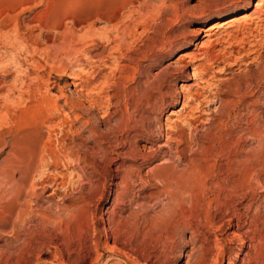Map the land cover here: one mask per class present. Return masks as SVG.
<instances>
[{"label": "rangeland", "instance_id": "rangeland-1", "mask_svg": "<svg viewBox=\"0 0 264 264\" xmlns=\"http://www.w3.org/2000/svg\"><path fill=\"white\" fill-rule=\"evenodd\" d=\"M238 1L0 0V110L9 114L0 128V264H198L203 254L205 264H214L218 241L225 249L218 264H264V152L243 188L233 190L229 176L218 175L237 166L231 139L242 140L245 151L264 141V3L252 26L235 28L244 34L245 51L250 48L248 60L203 80L191 66L177 72L189 61L180 63L182 54L205 46L199 29L250 15L260 0L199 17ZM216 32L225 33L222 26ZM161 35L177 36V43L141 58ZM122 38L128 44L120 61L115 48ZM131 59L140 68L130 70L124 86L163 82L165 105L159 101L153 110L137 98H120L122 66L134 69ZM243 80L245 94L236 96L231 86ZM197 94L195 114L180 109L182 99ZM74 101L78 111L69 106ZM63 146L74 158L56 166L50 151ZM180 149L206 171L195 176L196 185L181 186L182 192L178 185L184 182L164 179L168 168L174 175L187 168ZM215 180L227 182V191ZM189 192L200 198L188 203ZM43 215L53 216L48 226ZM180 216H190L189 223Z\"/></svg>", "mask_w": 264, "mask_h": 264}, {"label": "bare ground", "instance_id": "bare-ground-1", "mask_svg": "<svg viewBox=\"0 0 264 264\" xmlns=\"http://www.w3.org/2000/svg\"><path fill=\"white\" fill-rule=\"evenodd\" d=\"M244 3V1L243 0H240V1H238L237 3H234L233 5H231L230 7H223V8H216V9H207L204 13H202L201 15H199V17L200 18H204V17H206L207 15H209L211 12H215L216 14H221V13H223V12H225V13H228V12H230V11H232V10H234L239 4H243ZM264 3V0H260L259 2H256V3H253L254 5H253V10L254 11H252V13L250 14V15H238V16H235V17H232L229 21H227L226 23H224V24H222V25H219V24H215V25H212V26H210V27H208V28H206V29H199V31H198V34H203V38L206 40V44H205V46L202 48V49H198L196 52H193V53H187L186 52V54H182L181 56H180V59H179V62L181 63V62H185V60H187L188 62L186 63V64H184L182 67L180 66L179 68H177V69H179L177 72L178 73H180V74H183L184 73V71H185V69L186 68H188V67H192L193 69H192V71H193V74H194V76H199L198 77V79H206V77L208 78L210 75V73H212V72H214V70L216 71H225L226 69H229L230 67H232L234 64L236 65L237 63H239V62H241V61H244V60H248V56H249V51H250V48H248L246 51H245V47H244V45H245V39H244V34H237V32L235 31V28H239V29H241V28H247V27H245L246 26V23L247 22H249L248 24H249V26H252L251 25V23H252V21H253V18H254V16L255 15H257V10L261 7V5ZM214 10V11H213ZM262 22H264V16H263V18H262ZM241 25V26H240ZM222 26V28L224 29V31H225V33L223 34V35H218L217 34V32L215 33V31L217 30V29H219L220 27ZM18 28V27H17ZM130 27L128 26V30L126 29V27L124 28V32H125V30H127V32H128V34H130L131 35V33H132V29H129ZM7 29H9V28H7ZM92 29V28H91ZM90 27L88 28V31H86L87 33H83L84 35H82L81 36V34H80V37H81V42L82 41H84L85 39L84 38H86L89 34H90ZM251 29V28H250ZM242 30V29H241ZM246 31H247V29H245ZM90 31V32H89ZM93 31V30H92ZM95 31V30H94ZM122 31H123V29H122ZM136 31V30H135ZM124 32H121L122 34L124 33ZM127 32H125V33H127ZM245 32V31H244ZM244 32H242V33H244ZM8 33V32H7ZM81 33V32H80ZM89 33V34H88ZM124 33V34H125ZM86 34H88L86 37H85V35ZM94 33L92 32V35H93ZM116 34V33H115ZM176 34V33H175ZM247 34V33H246ZM251 34V33H250ZM75 37H77L78 38V40H79V38L80 37H78L79 36V34H78V36L77 35H75V34H73ZM73 35H72V37H73ZM125 35H127V34H125ZM91 36V35H90ZM127 36H129V35H127ZM167 36V35H166ZM75 37H73V39H75ZM82 37H83V40H82ZM89 37V36H88ZM108 37V36H107ZM126 37V36H125ZM129 37H131V36H129ZM24 38V37H23ZM114 38V37H113ZM123 38H124V36H123ZM123 38H122V40H120L119 41V45H116L117 46V48H115L116 50H115V53L118 55V58L120 59V61H122L124 58H125V46L128 44L127 42L128 41H126V39H124L123 40ZM257 38V37H256ZM14 39H16V38H14ZM27 39V38H26ZM88 38H86V40H87ZM129 39V38H128ZM34 40L35 39H33V43H34ZM76 40V39H75ZM78 40H76V42H75V46H77L76 45V43L78 44L79 43V41ZM27 41V40H26ZM25 41V42H26ZM31 41V40H30ZM28 42V41H27ZM47 42V41H46ZM80 42V43H81ZM85 42V41H84ZM83 42V43H84ZM31 43H32V41H31ZM174 43H177V36H171V37H169V38H166L164 35L162 36H159V38H157L155 41H153V42H151V45H148V46H146L145 47V51L144 52H142L141 51V53L140 54H138L141 58H143L144 60H149L150 58H152V56L151 55H153V52L156 50V49H158L159 51H161V50H163V49H165V47L167 46V45H169V47L171 48L172 46H174ZM226 44L227 45V47L226 48H222V49H219L220 48V46H221V44ZM19 44V43H18ZM17 44V45H18ZM82 44V43H81ZM79 45L80 46V49H83L81 46H84V44L83 45ZM123 44V45H122ZM122 45V46H121ZM257 45V44H256ZM73 46V45H72ZM38 47V46H37ZM74 47V46H73ZM72 47V48H73ZM88 47H90V46H88ZM168 47V48H169ZM253 47V46H252ZM13 48V47H12ZM71 48V49H72ZM76 48V47H75ZM78 48V47H77ZM73 50V49H72ZM78 50H79V48H78ZM124 50V51H123ZM14 51V50H13ZM34 51H35V49H34ZM75 51V50H74ZM79 51H81V50H79ZM117 51V52H116ZM82 52V51H81ZM32 53V52H31ZM76 53H78V52H76ZM113 53V52H112ZM74 54H75V52H74ZM74 54H72L73 55V57H74V59H76V60H78L77 58H75V57H79L78 55H76V56H74ZM79 55H80V53H78ZM56 55V54H55ZM155 55V54H154ZM68 57V56H67ZM88 57V56H87ZM156 57V56H155ZM158 57V56H157ZM69 59V58H68ZM80 59V58H79ZM69 60H71V59H69ZM81 61V60H80ZM113 61V60H112ZM130 61V60H129ZM75 62V61H74ZM79 62V61H78ZM14 63V62H13ZM76 63V62H75ZM75 63H74V66H75ZM242 63V62H241ZM77 64H79V63H77ZM132 64H134V69L133 68H131L129 65H126V66H122V72H123V77H122V79L120 80V86H121V88H120V98L123 100V102H125V100L127 99V98H129V101H130V99L132 100V101H134L136 98L138 99V102L142 105L143 103H146V105L147 106H151L152 108H153V110L155 109L154 107H158V106H161V105H165L166 104V100H167V96H169L168 94H166V92H164V89H163V87H164V85H163V82L161 83V82H158V80H155V81H151L150 80V82L148 81V80H146V81H144L143 83H142V81H141V85L139 84L138 85V83H137V85H135V86H133V87H126V86H124V82L129 78V75H130V70H133V72H137L138 70H139V68H140V66L138 65V61H137V59H131V65ZM183 64V63H182ZM240 65V64H239ZM80 68V67H79ZM176 69V70H177ZM238 69V68H237ZM141 70V69H140ZM81 72V71H80ZM177 73V74H178ZM223 73V72H222ZM85 75V74H84ZM211 77V76H210ZM213 77V76H212ZM105 79V78H104ZM249 79V78H248ZM108 81V80H107ZM138 82V81H137ZM18 83V82H17ZM103 83V82H102ZM200 83V82H199ZM205 83V82H204ZM203 83V84H204ZM208 83V82H207ZM242 84L243 85H247L248 84V80H243V82L242 83H236L235 82V84L234 85H232L231 86V89L233 90V93L236 95V96H242L243 97V95L245 94V89H244V87L242 86ZM90 85H92V84H90ZM14 85H12V87H13ZM105 87V86H104ZM92 88V87H91ZM93 88H94V86H93ZM92 88V89H93ZM200 88V87H199ZM206 88V87H205ZM15 89V88H14ZM32 90V89H31ZM200 90V89H199ZM8 91V90H7ZM95 91V90H94ZM94 91H91V92H94ZM9 92V91H8ZM10 92H12L11 90H10ZM88 92V91H87ZM98 92V91H97ZM7 93V92H6ZM6 93H4V94H6ZM196 93H198V91H196ZM232 93V92H231ZM87 94V93H86ZM92 94V93H91ZM192 94V93H191ZM195 94V93H194ZM199 94V93H198ZM198 94L196 95V96H193V95H189L187 98L185 97L184 99H182V108H180L181 110H186V108H192L193 110H194V108L193 107H191V105H192V103H194V102H196L197 103V101H198V98L200 99V97L199 96H201V95H199L198 96ZM7 95V94H6ZM5 95V96H6ZM96 95V94H95ZM98 95V94H97ZM96 95V96H97ZM157 95L159 96V97H157ZM167 95V96H166ZM179 95V94H178ZM188 95V94H187ZM9 96H10V94L9 95H7L6 97H4V102H8L7 100L9 99ZM19 96H20V94H19ZM171 96V95H170ZM208 96V95H207ZM234 96V95H233ZM246 96V95H245ZM107 97V96H106ZM184 97V96H183ZM11 98V97H10ZM176 98V97H175ZM177 98H178V96H177ZM202 98V97H201ZM96 99V98H95ZM21 100V99H20ZM204 100V99H203ZM159 101L161 102L160 104H159ZM176 101V100H175ZM212 101V100H211ZM10 102V101H9ZM128 102V101H127ZM231 102V101H230ZM246 102V101H245ZM11 103V102H10ZM129 103V102H128ZM209 103V102H208ZM226 103H228V102H226ZM6 104V103H5ZM94 104H98V102H94ZM206 104V103H205ZM129 105V104H128ZM158 105V106H157ZM200 105V104H199ZM70 107H71V109H73V110H76V111H78L79 109H80V104L79 103H77L76 101H74V102H71L70 103V105H69ZM83 106V105H82ZM150 107V108H151ZM163 107V106H162ZM199 107V106H198ZM83 107H81V110H83L82 109ZM128 108H129V106H128ZM160 108V107H159ZM3 109V108H2ZM1 109V110H2ZM124 109H125V106H124ZM189 109V110H190ZM191 109V110H192ZM197 109V108H196ZM199 109V108H198ZM197 109V110H198ZM0 110V128L6 123V121H7V119H9L8 118V115H7V111L6 112H4V111H1ZM128 110V109H127ZM158 110V109H157ZM192 110V111H193ZM196 110V111H197ZM200 110V109H199ZM126 111V110H125ZM201 111V110H200ZM127 112V111H126ZM194 112V111H193ZM193 112H191V113H193ZM125 113V112H124ZM191 113H189V118H190V115L193 117L194 115H192ZM206 113V112H205ZM208 113V112H207ZM194 114H195V112H194ZM198 114V113H197ZM79 115V114H78ZM253 115V114H252ZM200 116V115H199ZM82 119V116H77V120H79V119ZM194 118V117H193ZM122 120V119H121ZM143 120V119H142ZM144 120H146V119H144ZM185 121V120H184ZM183 121V122H184ZM187 121V120H186ZM185 121V122H186ZM138 122V121H137ZM144 122V121H143ZM188 122V121H187ZM49 124L52 126V121L51 120H49ZM144 124V123H143ZM147 124H148V122H147ZM193 124V123H192ZM51 126H50V128H51ZM193 126V125H192ZM53 128V127H52ZM169 128H170V126H169ZM175 129V128H174ZM252 132V131H251ZM96 134V133H95ZM172 135V134H171ZM256 135L258 136L259 135V133L255 130V131H253V136H255L256 137ZM167 136V135H166ZM165 136V137H166ZM181 136V135H180ZM183 136V135H182ZM252 136V137H253ZM239 137V136H238ZM172 138V137H171ZM258 138H260V137H258ZM257 138V139H258ZM170 140V139H169ZM239 140V139H238ZM237 139H231L230 140V142H229V147H233V149L235 148V152L233 153V160H232V164H235V165H237V166H233V168L231 167V168H228V169H225L226 171H222V169H221V172H219V174L218 175H223V174H226L225 176H229V178L230 179H228L229 181L228 182H230L231 184V186H229V187H231L232 189H233V187L235 188V190L236 189H238V188H240V187H242L241 185H243V183H244V181H245V183H247L248 181L246 180V179H248L249 177H252V176H249L248 177V174H249V171H250V169L251 168H253L255 165H256V163H259L258 161H260V157H261V155L263 154L262 152H264L263 150H264V141H259V143H258V145H257V147L256 148H253V149H251V150H248V151H245L244 149H243V146H242V144H240V142L242 141H238ZM261 140V139H260ZM227 145V144H226ZM228 147V148H229ZM41 149V148H40ZM206 149H208V148H206ZM52 151V150H51ZM50 151V154L51 155H49V156H51V160L53 161V163L57 166L59 163H61V162H65V161H68V160H71V158H74L73 156H74V154H73V152H72V150H71V148H69V147H61V150L59 151L58 150V153H52ZM180 151H182L181 149H180ZM180 151H178L179 153H180V159H181V157H182V161L183 162H185V164H186V166H187V168L186 169H183V171H182V173H179V175L177 174V175H174L173 174V172H172V169L171 168H168V169H166L165 171H164V179L165 180H171V183L173 182H177L176 180H181V182H184L183 184H177L178 185V190H180L181 192H182V190H183V187L181 188V186H183L184 184H187V183H191L192 182V184L194 183H196L195 182V180L197 181V179H195L196 177H197V175H200V174H204V173H206V171L204 170V169H202V168H200L199 167V161H197V160H199V159H195V158H190L188 161L186 160V159H184V154H183V151L182 152H180ZM210 151V150H209ZM230 151V150H229ZM49 152V151H48ZM54 152V151H53ZM185 153V152H184ZM177 154V153H176ZM202 155V154H201ZM230 155V154H229ZM241 155H243V156H241ZM44 157V156H43ZM184 159V160H183ZM230 159V158H229ZM72 161V160H71ZM230 161V160H229ZM231 165V164H230ZM166 166V165H165ZM201 166V165H200ZM257 166V165H256ZM234 167H236V168H234ZM206 169H207V167H206ZM209 169V168H208ZM252 170V169H251ZM181 171V170H180ZM204 171V172H203ZM212 171H213V169H212ZM218 171H220V169L218 170ZM176 173V172H175ZM235 173V174H234ZM211 174H213V173H211ZM254 174V173H253ZM163 175V174H162ZM162 175H160V176H162ZM207 175V174H206ZM210 175V174H209ZM196 176V177H195ZM205 176V175H204ZM213 176V175H212ZM212 176H210V177H212ZM224 176V175H223ZM58 177V176H57ZM257 177H258V175H257ZM214 178V177H213ZM215 178H216V176H215ZM224 178V177H223ZM222 178V179H223ZM226 178V177H225ZM164 179H162V180H164ZM217 179V178H216ZM222 179H220L221 181H222ZM250 179H252V178H250ZM262 179V178H261ZM200 180V179H199ZM224 180H227V179H224ZM204 181H206V180H204ZM250 181V180H249ZM254 181V180H253ZM262 181V180H261ZM216 182V183H215ZM215 184L216 185H218V186H220V188H222V189H225V188H223L222 187V183L220 182V181H218V180H215ZM258 182V181H257ZM55 183V182H54ZM179 183V182H178ZM199 183H200V181H199ZM199 183H198V185H199ZM203 183V182H202ZM213 183V184H214ZM245 183H244V185H245ZM164 184H166V183H164ZM176 184H174V185H176ZM196 185V184H195ZM200 185H201V183H200ZM223 185H224V183H223ZM63 186V185H62ZM65 186V185H64ZM185 186V185H184ZM207 185H206V182H204L203 183V190L204 189H206L205 187H206ZM225 186H227V182L225 183V185H224V187ZM236 186V187H235ZM238 186H240V187H238ZM177 187V186H176ZM190 187V186H189ZM216 187V186H215ZM195 188V187H194ZM243 188V187H242ZM241 188V189H242ZM177 189V188H176ZM185 189H187V186H186V188ZM196 189V188H195ZM178 190H177V193H179L178 192ZM188 190H190V189H188ZM202 190V189H201ZM209 190H211V189H209ZM220 191H221V189H219ZM226 191H227V189H225ZM234 190V189H233ZM243 190V189H242ZM196 191V190H195ZM208 191V190H207ZM219 191V192H220ZM237 191V190H236ZM181 192L179 193V195H181ZM183 192H185V191H183ZM197 192V191H196ZM202 192H204V191H202ZM202 192H199V193H201V195H202ZM217 192H218V190H217ZM243 192V191H242ZM241 192V193H242ZM210 193H212L211 191H210ZM225 193V192H224ZM223 193V194H224ZM238 193H240V190H239V192ZM188 195V197L190 198L189 199V202L188 203H191L190 202V200H193L194 201V199H196V198H198L199 196H197L196 197V194H194V193H187ZM205 194V193H204ZM220 194H221V192H220ZM227 194L228 193H225V195L227 196ZM230 194V193H229ZM229 194H228V196H229ZM185 195V194H184ZM199 195V194H198ZM225 195H223L224 196V198L226 197ZM174 196V195H173ZM215 196V195H214ZM180 197V196H179ZM186 197V196H185ZM176 197H174V199H175ZM183 198V197H182ZM200 198V197H199ZM219 198V197H218ZM217 198V199H218ZM173 199V200H174ZM178 199V198H177ZM214 199V198H213ZM231 199V198H230ZM172 200V199H171ZM204 200V199H203ZM212 200V199H211ZM210 200V201H211ZM182 201H183V199H182ZM192 201V202H193ZM205 201V200H204ZM217 201H219V200H217ZM177 202V201H176ZM186 202V201H185ZM207 202H208V200H207ZM195 203H197L196 201H195ZM194 203V204H195ZM221 203V202H220ZM230 203V202H229ZM182 204V203H181ZM197 204H199V203H197ZM219 204V203H218ZM225 204V203H224ZM189 206H190V204H188ZM196 205V204H195ZM221 205H222V203H221ZM197 206V205H196ZM206 206V205H205ZM204 206V207H205ZM223 206V205H222ZM226 206H228L229 207V205H226ZM199 207V206H198ZM233 207V206H232ZM224 208V207H223ZM222 208V209H223ZM190 210V209H189ZM192 210V209H191ZM56 211V210H55ZM226 211V210H225ZM21 212V211H20ZM182 212V211H181ZM188 212H190V211H188ZM178 213V212H177ZM184 213H185V211H184ZM227 213V212H226ZM230 213V212H229ZM30 214V213H29ZM174 214V213H173ZM172 214V215H173ZM176 214V213H175ZM186 214V213H185ZM182 215H184V214H182ZM233 215V214H232ZM176 216V215H175ZM176 217H178L179 218V216H176ZM182 219H184V220H187V218H189L190 216H180ZM230 217H232L231 215L229 216V218ZM42 221L43 222H45L44 223V225L46 224L47 226H48V224H50L51 223V218H53V216H49V215H43L42 217ZM40 218V219H41ZM169 218V217H168ZM228 218V219H229ZM170 219H173V217L172 216H170ZM191 219V218H190ZM231 219V218H230ZM177 220V219H176ZM178 222V221H177ZM180 223H181V220L179 221ZM178 222V223H179ZM187 222H188V220H187ZM186 221H184V224L187 226H190L188 223H187ZM213 223L211 224V227H215L216 229H219V227H216V224L214 223V221H212ZM179 223V224H180ZM182 223H183V221H182ZM41 224H42V222H41ZM229 224V223H228ZM43 225V224H42ZM51 226V225H50ZM219 226V225H218ZM43 227H46V226H43ZM105 228V227H104ZM41 229V228H40ZM43 230V229H42ZM103 232H105L104 231V229H103ZM240 234V233H239ZM230 235H231V237L232 238H235V239H237L238 240V242L240 243V244H242L243 242H244V240H243V237H241L242 236V234H241V236L240 235H237L236 233H230ZM106 236V235H105ZM245 237V236H244ZM215 250H216V255H215V258H214V264H218L219 263V261H220V259H223V257H224V254H225V249H224V246L223 245H221V243H219V241L218 242H216L215 243ZM192 249V248H191ZM193 253V252H192ZM202 253V252H201ZM196 254V253H195ZM193 255V254H192ZM137 259V258H136ZM139 260H140V258L139 259H137V261L136 262H134V263H139ZM197 260V259H196ZM197 262H198V264H205V256H204V254L203 255H200L199 256V258H198V260H197Z\"/></svg>", "mask_w": 264, "mask_h": 264}]
</instances>
